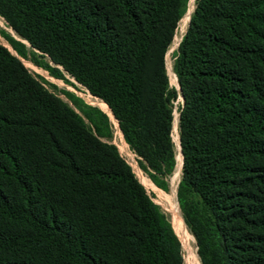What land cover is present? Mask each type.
I'll list each match as a JSON object with an SVG mask.
<instances>
[{
    "label": "trees",
    "instance_id": "trees-1",
    "mask_svg": "<svg viewBox=\"0 0 264 264\" xmlns=\"http://www.w3.org/2000/svg\"><path fill=\"white\" fill-rule=\"evenodd\" d=\"M188 1L0 0V14L109 106L164 190L182 95L177 194L201 263L264 264V0H196L178 90L166 54ZM87 107L88 123L0 44V264H184L109 117Z\"/></svg>",
    "mask_w": 264,
    "mask_h": 264
},
{
    "label": "rangeland",
    "instance_id": "rangeland-1",
    "mask_svg": "<svg viewBox=\"0 0 264 264\" xmlns=\"http://www.w3.org/2000/svg\"><path fill=\"white\" fill-rule=\"evenodd\" d=\"M194 2V3H193ZM190 4H193V10L196 6V0H189L187 5V11L190 6ZM186 11V13H187ZM184 14V16L186 15ZM191 13V15H192ZM191 15L189 18H191ZM183 16V17H184ZM182 17V18H183ZM181 18V19H182ZM181 21V20H180ZM180 21L176 30L175 36L179 35L180 40L183 37L184 33L186 32L189 21L184 25V27H180ZM176 37H174L175 39ZM179 40V41H180ZM178 41V43H179ZM13 42L17 43V46L20 50H23L25 52V55H22L18 52V50L13 45ZM0 44L5 46L13 55L18 57L24 66L28 69V71L33 75V77L44 87L46 88L50 93L54 94L64 102H66L69 106H71L78 114H80L85 121L88 123V119L84 115V111L88 110L87 106H94L98 109H100L102 112H104L110 119L111 123V130H112V137L110 138V142L116 145L118 148L119 153L121 156L131 165L133 171L135 174L138 175V179L140 182L144 185L146 188L148 194L151 196L153 201L161 206L162 210L167 214L168 218L171 221V224L174 228V231L176 232L177 236L179 237L182 248H183V257H184V264H202L201 259L198 253V245L195 236L192 234L190 229L188 228L185 219L183 217V214L180 209L179 201H178V185L181 180L182 175V168L178 175H175V169L173 173L169 177V188L168 190H164L159 188L154 184V182L148 177V175L143 171V169L140 166L139 163V157L136 155L135 152H133L129 145L127 144L126 152L121 148L123 146V140L124 136L123 133L119 127V123L117 120V124L114 122L113 118L110 116V114L103 110L98 105H95L91 102V97H94L89 90L83 86L80 82H78L73 76H71L64 68L56 64L49 55L43 53L42 51L34 48L28 40H26L24 37H22L20 34H18L14 28L10 25V23L0 14ZM178 47V44H176V40H173L167 54H166V64H167V71L169 75L170 84L175 86L178 89V84L174 83L172 74L169 70V65L173 69V63H174V52L176 51ZM56 70L60 72V74L56 73ZM175 73V72H174ZM176 74V73H175ZM178 80V79H177ZM179 90V89H178ZM183 99L181 95H179L178 100L175 103V109H174V117L177 114V126L175 128L174 126V120H173V128H172V137L173 134H177L179 136V113H178V106L179 103H182ZM114 115V114H113ZM175 119V118H174ZM179 142H180V137ZM126 142V141H125ZM127 143V142H126ZM175 149L177 151V146L175 144ZM130 151V152H129ZM129 157V158H128ZM132 157V159H131ZM134 160V162H133ZM138 163V164H137ZM134 164V165H133ZM134 167V168H133ZM176 168V165H175ZM139 169L146 177L147 181L145 183L142 182L141 174L139 172ZM136 175V176H137ZM179 176V177H178ZM149 181L153 184L150 185ZM153 189H152V188ZM176 191H174V190ZM168 194L174 196H169ZM176 194V195H175ZM162 197V198H161ZM176 199V201H175ZM175 201V202H174ZM177 202L178 209L181 215V221L175 220L173 217V213L171 212V206ZM178 221V222H177ZM179 223H183V227L179 225ZM194 253L197 255V261L195 262L193 257Z\"/></svg>",
    "mask_w": 264,
    "mask_h": 264
},
{
    "label": "bare ground",
    "instance_id": "bare-ground-1",
    "mask_svg": "<svg viewBox=\"0 0 264 264\" xmlns=\"http://www.w3.org/2000/svg\"><path fill=\"white\" fill-rule=\"evenodd\" d=\"M194 3V2H193ZM192 10H193V4H190V6H189V8H188V11H187V13H186V15L181 19V21H180V27H184V25L187 23V21L190 19L189 17H190V15H191V13H192ZM176 38L174 39V40H176V44H178V41L180 40V36L179 35H177V36H175ZM169 70H170V72H171V74H172V78H173V81H174V83H176V84H178V80H177V75L174 73V71L172 70V67L169 65ZM171 80V79H170ZM89 97L91 98V100L89 101V102H91V103H93V104H95V105H98L99 107H101L103 110H105V111H107L109 114H110V116L113 118V120H114V122L117 124V120L115 119V116L113 115V113H112V111H111V109L109 108V106L103 101V100H101V99H97V98H93V97H91V95H89ZM95 97V96H94ZM177 114H176V116L174 117L175 119H174V126H175V128H176V126H177ZM179 130V129H178ZM179 136H178V133L177 134H173V140H174V142H175V144H176V146H177V151H176V168H175V175H178L179 174V172L181 171V167H182V154H181V151H180V142H179V138H178ZM123 146H121V148L123 149V150H125L126 151V149H127V143L125 142V140H123ZM126 152H128V151H126ZM130 152V151H129ZM129 158V157H128ZM131 159H132V157H131ZM133 162H134V160H133ZM131 164V163H130ZM138 164V163H137ZM134 165V164H133ZM134 168V167H133ZM139 172H140V176H141V180H142V182L143 183H145L146 181H147V179H146V177H144V175H142V173H141V171H140V169H139ZM137 175V174H136ZM137 177H138V175H137ZM179 177V176H178ZM149 183H150V185L152 184L150 181H149ZM153 185V184H152ZM152 188V187H151ZM153 189V188H152ZM174 190V189H173ZM175 191V190H174ZM176 192V191H175ZM169 196H172V195H170V194H168ZM176 195V194H175ZM172 197H174V196H172ZM162 198V197H161ZM175 201H176V199H175ZM174 201V202H175ZM171 212L173 213V217H174V219L175 220H178V221H181L182 222V220H181V215H180V212H179V209H178V205H177V202L176 203H174L172 206H171ZM177 221V222H178ZM179 225L181 226V227H183V223H179ZM193 259H194V261L196 262L197 261V255H196V253H194V257H193Z\"/></svg>",
    "mask_w": 264,
    "mask_h": 264
},
{
    "label": "water",
    "instance_id": "water-1",
    "mask_svg": "<svg viewBox=\"0 0 264 264\" xmlns=\"http://www.w3.org/2000/svg\"><path fill=\"white\" fill-rule=\"evenodd\" d=\"M182 39V38H181ZM181 41V40H180ZM180 41H179V43H180ZM179 43H178V45H179ZM178 89L180 90V85H179V83H178ZM181 97H182V99H183V96L181 95ZM180 151H181V154H182V150H181V145H180ZM182 166H183V154H182ZM182 168V167H181Z\"/></svg>",
    "mask_w": 264,
    "mask_h": 264
}]
</instances>
